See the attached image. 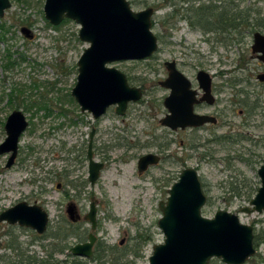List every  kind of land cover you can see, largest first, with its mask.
Masks as SVG:
<instances>
[{
  "label": "rangeland",
  "instance_id": "rangeland-1",
  "mask_svg": "<svg viewBox=\"0 0 264 264\" xmlns=\"http://www.w3.org/2000/svg\"><path fill=\"white\" fill-rule=\"evenodd\" d=\"M129 1L135 11L155 8L152 29L159 47L148 59L109 64L143 91L124 115H118L113 105L94 118L81 110L72 95L78 60L89 46L79 38L78 23L65 19L59 25L51 24L45 17V0H11L12 7L0 18L7 30L0 33V144L7 136L6 119L14 110H22L29 122L20 137L15 163L6 167L10 153L0 154V213L23 200L38 201L50 213L49 229L42 235L30 227L0 221V255L11 259L17 254L45 256L65 247L62 239L52 237L67 202L62 191L55 189L62 182L71 193L81 192L75 200L83 215L90 202L98 200V258L85 264H149L154 245L165 238L158 226L160 202L167 199L181 171L194 167L207 196L202 214L214 217L223 209L251 224L256 253L244 264H264V212L242 210L261 185L264 86L256 75L264 65L242 49H213L205 42L208 32L200 27L190 29L180 17L164 26L165 14L174 7L180 9V1L176 6L164 0ZM259 6L264 10V1ZM180 10L186 14V9ZM24 26L32 30L33 38L22 33ZM245 53L250 59L247 69L239 65ZM168 60H176L191 80L200 69L213 75L217 103L210 109L222 112L217 126L175 131L160 123L168 112L163 102L169 90L159 84L167 77ZM93 128L94 158L105 162L95 185L88 179L87 156ZM149 152L160 154L162 161L140 174L138 160ZM83 226L90 228V224ZM77 241L69 237L68 246ZM64 249L57 254H67L68 248ZM210 264L226 263L213 258Z\"/></svg>",
  "mask_w": 264,
  "mask_h": 264
},
{
  "label": "water",
  "instance_id": "water-1",
  "mask_svg": "<svg viewBox=\"0 0 264 264\" xmlns=\"http://www.w3.org/2000/svg\"><path fill=\"white\" fill-rule=\"evenodd\" d=\"M12 7L11 0H0V18ZM45 17L53 25L65 19L81 25L79 38L89 43L78 60V77L72 95L82 111H88L94 118L105 114L110 106L116 105L118 115H124L130 102L143 96L141 88L131 86L124 72L109 64L122 60H144L158 50V36L152 26L153 7L135 11L129 0H45ZM22 33L33 38L32 30L24 26ZM254 52H262L264 60V37L257 34ZM167 77L159 84L170 90L164 99L168 112L160 123L172 130L200 127L205 123H217L211 115H201L194 111L199 100L196 90L191 88L188 77L182 73L175 61H166ZM198 80L204 89V97L213 104L212 78L205 70L198 72ZM259 78L264 80V74ZM29 122L22 110H14L6 119V138L0 144V154L10 153L6 167H11L18 156L21 135ZM94 130L88 146L89 176L95 185L101 176L105 163L94 159ZM161 157L147 153L138 160L140 174L152 165H157ZM261 185L243 212L262 214L264 212V160L258 169ZM168 197L160 202L162 217L158 226L164 234V241L153 247L149 264H210L213 258H221L226 264H244L256 253L254 227L240 220L238 214L218 210L214 217L202 214L207 196L203 191L199 172L194 167L183 169L177 181L168 190ZM74 206L69 211L73 217ZM97 225V204L93 200L86 216ZM0 221L18 223L30 227L39 234L46 232L49 223L48 212L38 204L20 201L0 213ZM96 236L91 233L89 241L75 245L71 250L75 255L90 257Z\"/></svg>",
  "mask_w": 264,
  "mask_h": 264
},
{
  "label": "flooded vegetation",
  "instance_id": "flooded-vegetation-1",
  "mask_svg": "<svg viewBox=\"0 0 264 264\" xmlns=\"http://www.w3.org/2000/svg\"><path fill=\"white\" fill-rule=\"evenodd\" d=\"M177 1H180L182 3V6L180 7V9H183V10L186 9V14L182 13L179 8L174 7L172 11L167 12L165 14L163 21H162L164 26H167L170 23L172 18L180 17L179 18L180 21L181 20L186 21V24L190 29L194 27H200L202 30L208 32L209 37L205 39V42H208L209 44H211L213 49H217V48L219 49L231 48L230 50H233L234 48L239 49V50L242 49L246 53L251 52L250 58L257 60L260 65H264V60L260 58V56H262L263 53L254 52V46L256 44L257 34L264 37V10H262V7L259 6V3L264 0H207L208 1L207 3H202L199 5H194V3L197 1H201V0H164L166 4L168 5L173 4L174 6H176ZM154 13H155V8H154ZM152 22H153V25L156 24V22H154L153 20ZM246 53L241 54L239 58V65L241 68L247 69L250 59L249 57L246 56ZM168 61H172V60H168ZM173 61L176 62V65L178 68L177 61L176 60H173ZM200 70H203V69H200ZM200 70L197 71L195 80H191L182 70L180 71L188 77V79L191 82V88L193 90H196L197 92L196 97L199 101L194 104V111L201 115H211L215 117L217 119V123L209 122V123H205L204 125L200 127L186 128V129H191V130L203 129L206 126L215 127L219 123V116H222V112L212 111L210 109L216 106L217 98H216L214 85H213V75L206 70L205 71L208 72L212 78L211 88H212V94L215 97V101L213 104H210L206 99H203L205 91L201 87L200 82L197 77L198 72ZM260 74H264V70L259 71L256 75V79L258 80V83L261 86H264V80H261L259 78ZM167 75H168V71H167ZM169 93H170V90H169ZM179 129L186 130V129H181V128ZM93 130L95 133V128H93ZM90 139H91V134H90ZM93 139H94V136H93ZM89 143H90V140H89ZM95 148L96 147H94V141H93L92 149L94 152V157H95ZM149 153H152V152H149ZM158 155L161 157V161H162V156L160 154ZM87 156H88V150H87ZM153 166H156V165H152L148 169H150ZM69 184H70L69 185L70 188L71 186L73 187L72 181H70ZM63 186L64 184L62 182H58L55 186L56 190L62 191V195L66 199L67 202H66L65 209L62 213V219L60 221L59 229L57 228V231H55L52 234V237L60 238L65 242V247L68 248L67 254H57L59 252L64 253L66 251L64 247L58 251H51L49 254H46L45 256H40V255H35V254H30V255L17 254V256L14 259H11L9 257L0 255V264H85L84 261L86 260L90 261L91 259L98 258L97 253H98L99 241L95 233V231L98 228V224H99L98 223V211H99L98 200L93 199V200H96V204H97V219H96L97 225H96V229L93 230L92 223L88 219H86V216L90 210V205H89L88 212L83 215L81 212L80 206L76 201L78 200L77 196L81 194V192L79 191L76 193H71V190ZM75 187L72 189H75ZM32 204H38L47 211L44 205L39 203L38 201H35ZM70 204L74 206L73 217L76 218L75 220L71 218V213L69 211ZM47 212L49 214V223H48V227L45 233H47L49 229V224H50V213L49 211ZM84 223L90 224V228L88 229L84 227L83 226ZM15 224H18V223H15ZM60 229H62L61 234H58ZM91 233H93L96 236L95 242L92 246L93 254L90 257H86L82 255H75L71 249L77 244H83V243L88 242L89 236ZM69 237H76L78 239V241L71 247L68 246L69 243L67 242ZM62 255H65V257L58 258V256H62ZM68 258H71L70 262L68 261Z\"/></svg>",
  "mask_w": 264,
  "mask_h": 264
},
{
  "label": "trees",
  "instance_id": "trees-1",
  "mask_svg": "<svg viewBox=\"0 0 264 264\" xmlns=\"http://www.w3.org/2000/svg\"><path fill=\"white\" fill-rule=\"evenodd\" d=\"M6 31L7 30L5 29L4 24L0 20V33H1V35H4ZM10 63H12V61H10ZM258 188L259 187H255V189L253 190V193L248 198L249 200H251L253 198V196H252L253 194H256L257 193Z\"/></svg>",
  "mask_w": 264,
  "mask_h": 264
}]
</instances>
